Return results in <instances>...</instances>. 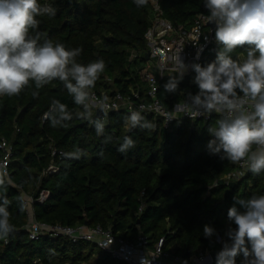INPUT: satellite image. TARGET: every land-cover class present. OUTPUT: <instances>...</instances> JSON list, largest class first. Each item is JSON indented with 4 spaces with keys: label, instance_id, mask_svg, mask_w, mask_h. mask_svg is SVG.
I'll return each mask as SVG.
<instances>
[{
    "label": "trees",
    "instance_id": "obj_1",
    "mask_svg": "<svg viewBox=\"0 0 264 264\" xmlns=\"http://www.w3.org/2000/svg\"><path fill=\"white\" fill-rule=\"evenodd\" d=\"M50 5L55 15H42L37 31L41 42L51 39L67 48H81L77 58L88 63L97 58L106 62L105 72L94 90L108 98L115 93L129 96L136 92L147 101L146 85L140 72L146 66L147 45L144 32L150 25L152 10L149 2L137 7L133 0H40ZM164 18L174 26L188 27L202 11L204 0H159ZM35 34V33H33ZM219 47L209 45L202 53L200 64L213 61ZM131 54L135 57L131 58ZM243 58L244 49L230 54ZM170 76H176L171 73ZM195 73L183 75L176 94L166 93L159 82L158 98L170 108L175 100L195 93ZM34 85L19 97L0 98V139L12 147L7 166L8 177L0 174L5 183L0 185V198L9 200L10 222L15 231L0 239V264H88L97 253L87 241L71 243L62 237H40L31 240L24 226L27 206L22 193L49 192L43 203L34 201L32 210L37 221L48 224L110 228L115 235L133 240L145 235L151 247L160 236H165L164 248L175 245L174 253L188 257L200 249L211 253L221 249L214 240L203 236V226H214L220 236L230 222L227 210L234 197L247 199L264 194V172L259 175L248 170L230 193L225 196V184L218 180L232 169V162L219 155H210L206 145L208 127L215 126L217 115L208 120H178L164 127L161 119L144 115L155 128L129 129L124 124V109L109 112L105 136H97L87 121L76 119L67 127H52L44 118L52 102L60 101L71 112L82 110L74 104L63 84L53 81L39 90L33 98ZM102 116L93 112V117ZM125 135L136 145L127 153L117 149ZM51 148L61 153L51 154ZM76 148L84 151L80 159H69L63 153ZM54 163L55 173L43 174ZM22 197V199H21ZM21 204L23 211H21ZM234 226V225H233ZM4 241H7L5 244ZM240 257H237L239 264ZM94 264H122L109 255H101ZM212 264H216L213 261Z\"/></svg>",
    "mask_w": 264,
    "mask_h": 264
},
{
    "label": "clouds",
    "instance_id": "obj_2",
    "mask_svg": "<svg viewBox=\"0 0 264 264\" xmlns=\"http://www.w3.org/2000/svg\"><path fill=\"white\" fill-rule=\"evenodd\" d=\"M133 2L142 7L148 0ZM203 6L208 11L207 21L215 26L214 40L219 51L213 61L190 66L195 73L192 82L197 91L188 92L182 108L177 106V109L192 120L220 114L215 126L207 129L209 154L243 163L259 175L264 172V0H204ZM45 14L55 15V9L41 5L40 0H0V98L19 97L33 85L35 90L31 95L37 98L45 85L59 81L82 110L71 112L66 104L55 100L44 118L54 128L67 127V122L74 118L85 120L94 127L97 136H104V142L109 143L112 137L105 136L106 118L116 105L107 103L105 96L98 102L102 116L94 118L92 101L96 98L91 91L105 72L106 62L97 58L81 63L77 59L83 51L81 48L69 49L51 39L41 42L37 17ZM238 48L244 49L246 55L233 59L230 54ZM180 66V75L169 76L163 85L166 93L180 91L188 67L182 61ZM143 110V106L140 110L130 108L124 116L129 131L155 128L141 114ZM168 119H175L172 112L168 113ZM135 145L136 141L125 135L117 150L127 153ZM63 155L80 159L85 153L76 148ZM4 183L0 178V185ZM233 199L227 210L230 224L224 232L226 239L216 253V264H237V257L239 264H264V194ZM9 203L6 196L0 198V239L15 231L10 222ZM203 236L210 239L219 234L214 226L205 224ZM141 264L151 261L142 257Z\"/></svg>",
    "mask_w": 264,
    "mask_h": 264
},
{
    "label": "built area",
    "instance_id": "obj_3",
    "mask_svg": "<svg viewBox=\"0 0 264 264\" xmlns=\"http://www.w3.org/2000/svg\"><path fill=\"white\" fill-rule=\"evenodd\" d=\"M151 10V22L144 32V40L147 45L148 58L146 66L140 72V78L146 85L147 101L140 99L136 92H131L133 100L129 96H123L115 93L109 97L107 103L116 105V111L124 109L126 115L130 108L140 110L143 106L142 115H151L154 119H161L163 126L168 127L170 123L178 120L192 119L177 106L182 108L187 97L175 100L170 108H166L158 98L159 82L166 76L174 73L180 75L182 61L187 67V74L194 71L191 69L193 63H199L203 51L215 43L214 30L215 26H210L207 21L208 11L202 8V11L196 14L192 23L188 27L174 26L169 20L163 17L160 9L159 0H148ZM131 58L135 57L131 54ZM95 95L92 101V112H96L99 107V101L104 97L99 96L94 90ZM175 109V110H174ZM172 112L175 119L169 120L168 113ZM220 118V114L212 113ZM211 116H201L197 119L208 120ZM12 147L5 139H0V174L8 177V162L11 157ZM61 152L51 148V154L55 155ZM58 170L54 163H51L43 174L55 173ZM249 169L243 163H232V169L223 174L220 178L227 186L230 182H237ZM27 206V222L24 226L28 237L31 240H38L40 237L47 236L50 238L62 237L71 243L87 241L92 243L96 249L95 253L89 260L88 264H94L101 255H109L111 258L122 264H141V258L146 257L151 264H212L211 252L207 249H200L196 253L186 257L174 253L175 245L169 249L164 248L166 242L165 236H160L151 247L147 243L145 235L139 233L133 239H127L122 235H115L110 228H102L99 225L90 226L79 224L74 226L62 225L59 223L48 224L37 221L34 218L32 203L34 201L43 203L48 199L49 192L42 189L36 193V196L22 193ZM223 236L215 237L216 243L222 247ZM6 244L7 241H4ZM33 264H41L39 260H33ZM63 264H68L63 263Z\"/></svg>",
    "mask_w": 264,
    "mask_h": 264
},
{
    "label": "water",
    "instance_id": "obj_4",
    "mask_svg": "<svg viewBox=\"0 0 264 264\" xmlns=\"http://www.w3.org/2000/svg\"><path fill=\"white\" fill-rule=\"evenodd\" d=\"M209 25L213 27V24H210V23H209ZM147 58H148V52H146L145 55H144V59L147 60ZM166 76H167V80H168L170 75H166ZM96 114H102V112L100 111V108L96 109ZM218 184H219V185H222V184H223V182H222L221 179L218 180ZM235 185H236L235 182H230V183H228V184H227V188H226V190H225V192H224V195L227 196V195L230 193L231 189H232ZM33 196H36V193H33ZM219 250H220V249H219ZM219 250L214 251V252L211 253V257H212V260H213V261H216V253H217Z\"/></svg>",
    "mask_w": 264,
    "mask_h": 264
},
{
    "label": "crops",
    "instance_id": "obj_5",
    "mask_svg": "<svg viewBox=\"0 0 264 264\" xmlns=\"http://www.w3.org/2000/svg\"><path fill=\"white\" fill-rule=\"evenodd\" d=\"M175 249V248H174Z\"/></svg>",
    "mask_w": 264,
    "mask_h": 264
}]
</instances>
